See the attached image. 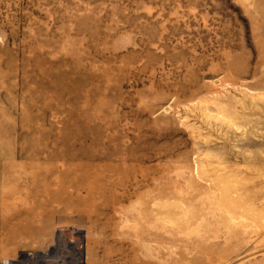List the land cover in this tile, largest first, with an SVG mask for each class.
<instances>
[{
  "label": "rangeland",
  "instance_id": "rangeland-1",
  "mask_svg": "<svg viewBox=\"0 0 264 264\" xmlns=\"http://www.w3.org/2000/svg\"><path fill=\"white\" fill-rule=\"evenodd\" d=\"M6 259L264 264V0H0Z\"/></svg>",
  "mask_w": 264,
  "mask_h": 264
},
{
  "label": "bare ground",
  "instance_id": "bare-ground-1",
  "mask_svg": "<svg viewBox=\"0 0 264 264\" xmlns=\"http://www.w3.org/2000/svg\"><path fill=\"white\" fill-rule=\"evenodd\" d=\"M67 232L66 231H64V230H60L59 232H58V234L56 235V237H54L53 238V246H51V249L52 250H50V251H47V252H42V253H38L37 254V256L38 257H48L49 255H50V253L52 254V252H58L59 251V249H62V247L64 248V246L67 244V240L69 241V239H67L66 240V234ZM72 234H73V232H72ZM78 234V233H77ZM79 235V234H78ZM77 236V235H76ZM72 238V237H71ZM76 240V239H75ZM80 240V239H79ZM80 242V241H79ZM72 244V243H71ZM69 245V244H68ZM76 246V245H75ZM61 247V248H60ZM83 247V246H82ZM81 247V248H82ZM80 248V249H81ZM65 249H66V247H65ZM61 251V250H60ZM55 254V253H54ZM53 254V255H54ZM52 256V255H51ZM34 257V256H33ZM37 258V257H36ZM58 259V258H57ZM58 260H60V259H58ZM30 262V261H29ZM49 262V261H48ZM62 261H60V263H61ZM78 261H76V264H78L77 263ZM50 263V262H49ZM48 263V264H49ZM10 264H28L25 260L24 261H19V262H17V261H13V260H11V262H10ZM40 264H46V262H44V261H41L40 262ZM51 264H53V263H51ZM75 264V263H74Z\"/></svg>",
  "mask_w": 264,
  "mask_h": 264
},
{
  "label": "built area",
  "instance_id": "built-area-1",
  "mask_svg": "<svg viewBox=\"0 0 264 264\" xmlns=\"http://www.w3.org/2000/svg\"><path fill=\"white\" fill-rule=\"evenodd\" d=\"M14 261V260H13ZM10 262H11V259H6L5 261H4V264H10Z\"/></svg>",
  "mask_w": 264,
  "mask_h": 264
}]
</instances>
